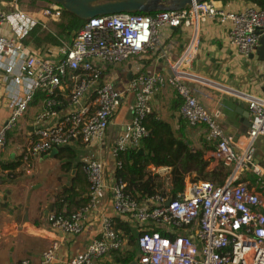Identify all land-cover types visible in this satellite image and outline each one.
I'll use <instances>...</instances> for the list:
<instances>
[{
  "label": "built area",
  "instance_id": "1",
  "mask_svg": "<svg viewBox=\"0 0 264 264\" xmlns=\"http://www.w3.org/2000/svg\"><path fill=\"white\" fill-rule=\"evenodd\" d=\"M17 1L0 0V112L8 113L0 119V148L6 146L19 120L27 118L31 109L37 110L29 118L32 129L17 169L31 167L34 157L54 148L101 142L124 98L132 95L131 125L115 139L111 150L115 169L120 168L121 154L138 150L148 134L144 121L153 113L156 95L164 86H172L182 100L179 115L190 126L207 128V139L215 144L211 160L228 173L221 184L187 181L169 206L165 205L168 199L159 194L139 202L115 176L109 188L112 208L137 227V264H264V169L255 162L256 141L264 135V97L226 88L191 69L200 52V25L207 21L228 25V41L240 55L255 53L264 38V8L236 1V7L227 9L209 0L154 15L97 16L86 20L60 52L44 56L25 40L35 27L48 29L47 21L59 22L62 7L47 2L37 18L21 11ZM174 28L190 29V34L179 59L170 63L172 74L137 72L123 90L116 89L108 69L158 50L161 31ZM188 81L225 89L247 102L250 126L240 144L223 129L222 109L209 110L193 94ZM105 168L104 160L84 163L87 202L70 214H48L56 234L81 233L94 213L99 221V235L83 254L66 264H96L126 245L114 218L100 210ZM251 174L254 182L248 179ZM58 249L56 239L40 264L55 260Z\"/></svg>",
  "mask_w": 264,
  "mask_h": 264
},
{
  "label": "crops",
  "instance_id": "2",
  "mask_svg": "<svg viewBox=\"0 0 264 264\" xmlns=\"http://www.w3.org/2000/svg\"><path fill=\"white\" fill-rule=\"evenodd\" d=\"M236 1L239 0H216V4L233 9L236 7ZM227 30L228 25L212 21L200 25V52L192 61L191 69L226 88L264 97V61L260 59L257 52L249 57L240 55L230 45ZM189 34L190 29H163L161 31L162 43L158 50L133 57L121 66L115 65L108 69V75L114 87L123 90L130 80L129 73L132 75L137 72L171 75L170 63L178 60L181 56L188 44ZM164 51H166V56H162ZM187 84L193 94L209 110L222 109L224 113L221 121L223 129L234 142L240 144L247 133L249 122L242 118L237 110L241 104L248 111L247 102L235 98L225 89L193 81H188ZM181 101L175 88L166 85L156 95L153 113L168 121L179 138L185 140L192 148L204 151V157L209 163L208 171L218 169L220 165L211 160L215 144L207 139V128L204 125L190 126L179 115ZM133 105V96L127 95L124 98L123 106L112 119L106 136L96 145L90 146L75 142L58 148L59 154L55 160L59 162L61 168L67 171L64 176L66 182L64 181L57 187L48 184L38 194H34L30 190L32 186L27 187L25 183L15 186L22 176H13L26 146L29 132L28 117L23 119L27 130L23 137L12 138V144L9 141L11 135L9 133L6 146L0 148V264H23L25 261H28V264H40L43 253L56 239L59 240V249L56 252L55 260L50 264H66L70 258L85 252L92 240L99 235L100 224L95 213L89 216L84 230L76 235L53 232L48 221V214L50 212L70 214L87 202L89 186L82 167L91 159L106 162V188L101 194L100 210L103 209L114 218L116 228L126 240L125 246L131 245L130 237L131 235L137 237V227L114 213L109 188L116 172L115 160L111 154L112 146L120 134L128 131L133 117ZM7 114V111L2 110L0 119ZM1 123L2 120H0ZM256 148L255 162L264 169V135L256 141ZM44 156L34 157L31 160V167L33 168L35 161H41ZM45 161L52 163L53 159H44ZM13 165L16 167L10 168ZM224 170L227 171L226 168ZM148 171L154 176L170 180L171 168L169 167L150 165ZM43 179L45 180L47 177ZM248 179L254 182L255 177L251 174ZM189 180L188 177L186 182ZM5 195L8 196L7 201H1ZM120 224L126 225L131 231L130 234L120 228ZM134 245L137 251L136 255L139 257L137 241ZM122 250L109 253L98 260L96 264H123L127 253H121ZM120 253L122 258L124 257L123 259L120 258ZM137 259L132 264H137Z\"/></svg>",
  "mask_w": 264,
  "mask_h": 264
},
{
  "label": "trees",
  "instance_id": "3",
  "mask_svg": "<svg viewBox=\"0 0 264 264\" xmlns=\"http://www.w3.org/2000/svg\"><path fill=\"white\" fill-rule=\"evenodd\" d=\"M37 1V0H32ZM227 1V0H222ZM249 1L255 6L264 8V0H239ZM145 14L146 13H138ZM154 15L155 13H148ZM86 20H81L62 8V17L59 22L47 21L48 29L42 26L35 27L26 38V43L41 46L43 44L60 45L59 38L64 37L72 41L74 30H79ZM182 102V101H181ZM148 131L147 136L142 140L140 148L145 154L137 150H129L120 156L122 166L116 169L117 179L126 184V191L139 202L145 201L154 195H161L167 199L177 198L185 189L186 180L191 181L212 180L218 184L223 183L227 171L220 165L214 171H208V161L204 157V151L192 148L185 140L179 138L172 125L155 113L150 114L144 121ZM169 167L171 168L170 180L166 181L161 176H154L148 171V167ZM16 165L10 168H15ZM166 184L169 187H166ZM127 234L130 229L126 225H119ZM162 235L165 231L158 229ZM137 237L131 235V245L136 244ZM125 264H132L137 259L136 251L125 254Z\"/></svg>",
  "mask_w": 264,
  "mask_h": 264
},
{
  "label": "water",
  "instance_id": "4",
  "mask_svg": "<svg viewBox=\"0 0 264 264\" xmlns=\"http://www.w3.org/2000/svg\"><path fill=\"white\" fill-rule=\"evenodd\" d=\"M43 2H49L56 5H60L65 11L81 20H88L97 16L113 15L119 13H157L162 11H179L183 10L194 3H202L209 0H37ZM75 33L72 37H74ZM260 59L264 61V38L260 41V46L256 50ZM117 65L121 66V63ZM132 78V73H129V79ZM242 118L247 119L250 126V111L245 110L244 106L239 104L237 110ZM248 126V128H249ZM32 127L28 126V130ZM140 154H145L143 149L137 150ZM59 154V149L54 148L43 158L44 159H56ZM67 174V171L60 168V174L55 178V182H60L62 178ZM53 184L54 181H53ZM53 192V191H52ZM8 196L5 195L1 201H7ZM172 202V198H169L165 205L169 206Z\"/></svg>",
  "mask_w": 264,
  "mask_h": 264
},
{
  "label": "rangeland",
  "instance_id": "5",
  "mask_svg": "<svg viewBox=\"0 0 264 264\" xmlns=\"http://www.w3.org/2000/svg\"><path fill=\"white\" fill-rule=\"evenodd\" d=\"M18 6L19 9L25 13H27L28 15L31 16H36L37 18H40V11L42 10V8L44 6H46L47 2H43V1H32V0H18ZM247 3L253 4L249 1H246ZM77 30H74L72 32L71 37L73 36L74 33H76ZM59 38V43L60 45H51V44H43L41 46H35L33 45V48L36 50H39L42 55L47 56V55H52L53 53H57L60 52L61 49L64 47V44H69L70 41H68L69 39H65L64 37H60ZM37 110L36 109H31L30 110V115L29 116H33L35 114ZM28 116V119H29ZM25 120L20 119L19 123H18V127L16 130H14L11 135H10V139L9 141L11 142V139L14 137H23V135L26 133V126L24 123ZM13 144V142H11ZM32 165V164H31ZM60 165L59 162L56 161L55 159H53L52 163L49 162H41V161H35V165L34 167H29L26 169H22L19 168L16 170V172H13V176H22L17 183L15 184V186H19V184H26V186L31 187L30 190L34 193V194H38L40 192H42L44 190V188L46 187V185L51 184L54 185L55 187L61 185L64 181L66 182V177H63L62 180L60 182H55V178L58 174H60ZM43 170V171H42ZM51 170V172H50ZM18 171V172H17ZM49 173V174H48ZM10 175H12L10 173ZM35 177V178H34ZM44 177H47V179H43ZM167 181V179H165ZM53 181L55 184H53ZM36 186V187H34ZM166 187H169V185L166 184ZM136 251L135 249V245L131 246V245H127L124 247V249L122 250L123 252L121 253H129L128 251ZM120 253V258H122V255ZM137 253V251H136ZM118 256V255H117ZM119 257V256H118ZM125 264V263H123Z\"/></svg>",
  "mask_w": 264,
  "mask_h": 264
}]
</instances>
